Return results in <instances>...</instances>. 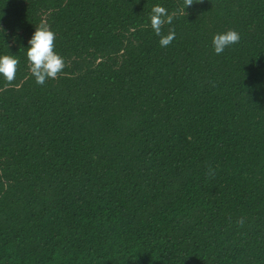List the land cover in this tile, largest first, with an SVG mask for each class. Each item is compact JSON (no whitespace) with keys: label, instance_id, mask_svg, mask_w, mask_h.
I'll list each match as a JSON object with an SVG mask.
<instances>
[{"label":"trees","instance_id":"obj_1","mask_svg":"<svg viewBox=\"0 0 264 264\" xmlns=\"http://www.w3.org/2000/svg\"><path fill=\"white\" fill-rule=\"evenodd\" d=\"M0 28V264H264V0H0Z\"/></svg>","mask_w":264,"mask_h":264},{"label":"clouds","instance_id":"obj_2","mask_svg":"<svg viewBox=\"0 0 264 264\" xmlns=\"http://www.w3.org/2000/svg\"><path fill=\"white\" fill-rule=\"evenodd\" d=\"M190 3L186 2V5ZM173 14L163 5L154 4L149 13V25L156 36L161 47L167 46L173 39L175 33L169 30L161 33L163 24H171ZM0 31H4L0 28ZM55 33L46 23L34 27L26 42L25 59L29 71L36 84H43L46 79L55 78L64 67V58L54 51ZM239 34L233 29H227L212 36L211 45L214 53L222 52L226 47L236 43ZM18 58L13 54H0V78L5 81H12L16 72Z\"/></svg>","mask_w":264,"mask_h":264}]
</instances>
